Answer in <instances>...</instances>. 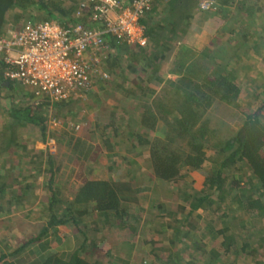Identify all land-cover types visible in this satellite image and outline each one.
<instances>
[{
  "label": "trees",
  "instance_id": "obj_1",
  "mask_svg": "<svg viewBox=\"0 0 264 264\" xmlns=\"http://www.w3.org/2000/svg\"><path fill=\"white\" fill-rule=\"evenodd\" d=\"M82 1L79 0L77 3V0H0V37L7 35L10 28L49 20H55L66 28L76 23L92 28H104L103 23L92 19L91 4L87 2L82 8L80 6ZM119 1L123 6H130L135 0ZM201 1L203 0H152L151 9L140 20L149 40L146 46L130 44L110 33L106 34L109 49L106 51L102 65L108 72L109 78L97 79L93 85L97 82L101 84L111 81L114 76L123 77L120 68L128 58V54L134 56L140 51H144V54L155 51L158 49L159 36L163 31L184 32L186 22H191L194 14L199 10L204 13L206 11L215 13L226 22V27L222 31L223 36L226 37L224 38L226 45L206 48L193 58L189 56L190 49L182 50V57L174 60L180 71V77L171 83L170 89L155 98L147 97L148 90L145 89L136 92L141 100V104H138L136 125L139 131L135 136L136 143L148 146L155 178L178 187L184 177V171L200 170L210 165L211 169L207 177L208 193L202 192L199 196L196 194L194 200L197 206L205 207L204 205L209 203V192L219 195L227 187L237 189L243 184L253 185L254 192L264 197V97L257 91L260 78L252 80L256 82V89L248 90L246 87L248 77L241 76L240 70L244 68L249 71L247 70L250 69L247 67L249 57L239 54L242 51L239 44L234 43L231 52L228 48L231 41L240 42V45L254 43L250 40H254L259 29L256 23L264 11V0H212L213 4L207 9L201 8ZM79 9L81 15L77 17L76 12ZM242 62L247 68L242 66ZM4 68L5 65L1 64L0 104L3 103L4 106V101L6 102L0 118L2 145L9 148L17 144L26 148L35 131L40 134L38 138L41 141L47 142L50 119L62 118L60 111L62 105L69 99L75 98L55 101L47 94H35L31 87H25L30 94L24 93L21 97L15 98L17 81L7 79L3 72ZM4 81L9 84L3 85ZM6 90H11L13 93L8 96L1 95ZM245 97L247 100H244ZM83 98L85 97L82 96L80 99ZM221 106L236 109L240 115L241 124L229 134L214 124L215 110ZM113 117L110 116L112 119ZM119 127V122L111 120L105 124L104 130L110 129L114 136L119 137L121 134ZM71 139V147L74 148L76 157L80 160L89 157L91 146L73 136ZM104 140L105 144L109 145L108 138ZM30 152L32 153L33 150ZM5 153L10 155L9 152ZM33 154L32 156L37 158L36 162L40 164L43 161L41 159L43 153L36 151ZM13 155L19 156L16 152ZM46 165L44 187L47 193L41 203L43 212L38 218L41 220V225L39 224V229L25 237L17 247H12L5 238L0 239V264H8L11 258L22 259L21 254L27 247L36 245L37 249L39 243H42L40 248L42 250L45 248L46 254L29 264H119L121 262L130 264L129 259L125 260L111 250L102 253L101 259L92 261L90 258L92 252H97L96 241L102 239L100 233L104 227H129L135 232L138 228L133 223V219H142L138 214L132 216L128 212L116 185L103 176V173L89 174L78 188L71 190L68 195L63 194L62 187L56 182L52 160L48 159ZM98 168L97 170H100ZM2 178L0 176V197L4 196L3 193L11 192L6 188L11 187L15 191L14 194L16 191H22L21 196L15 194L16 201L22 203L25 200L24 194L29 191L31 185L28 183L24 188L7 185L6 182L1 181ZM238 203L239 206L246 207L250 211L257 208L264 210V202L261 200L249 202L239 200ZM193 211L194 209H191L189 215ZM90 217L92 220L88 219ZM69 227L76 229L79 234L73 244L69 243V246L63 249L67 244L62 240L65 237L64 230ZM228 228L226 226L222 232L226 233ZM49 238L59 245L49 249L47 243L52 241ZM256 244L257 247L253 241H247L240 249L223 250L224 255L228 258L229 264H240L237 259L240 251L248 255V260L243 264H264V229L259 231V240ZM134 248L136 251L140 250V245L128 249ZM118 249L121 250V247L119 246ZM122 251H124L123 247ZM219 252L214 250L213 257H218ZM111 258L112 260L107 261ZM131 264H141V262L133 260Z\"/></svg>",
  "mask_w": 264,
  "mask_h": 264
},
{
  "label": "crops",
  "instance_id": "obj_2",
  "mask_svg": "<svg viewBox=\"0 0 264 264\" xmlns=\"http://www.w3.org/2000/svg\"><path fill=\"white\" fill-rule=\"evenodd\" d=\"M257 20L256 26L259 28L256 31L257 35L255 34L254 40H250L254 41L253 44L240 45V42L231 41L228 48L231 52L233 44H239L242 50L239 54L249 57L247 64V67H250L247 69L249 71L241 68L240 74L248 77L246 81L248 90L256 87V82L252 80L260 78L257 91L264 97V11ZM186 24L184 32L163 31L159 36L158 49L155 51L148 54L140 51L134 56L128 54L120 68L123 77L114 76L111 81L101 84L97 82L89 92L83 94L85 98L79 97L65 102L60 109L61 123L52 128L50 136L57 143L56 153L49 152L45 142L39 138H31L26 148L17 144L7 148L6 145H2L0 139V176L3 177L1 181L22 188L28 183L31 185L29 191L24 194L25 200L22 203L16 201V195L21 196L22 191H16L15 195L11 187L6 188L13 193H3L4 196L0 197V239L5 238L12 247H17L25 237L39 229L41 220L38 218L43 212L41 203L47 193L44 187L46 162L51 159L56 182L59 184L57 174L58 170L63 168L67 172L76 173L73 182L76 185L75 189L89 174L103 173V176L116 185L128 212L131 215L138 214L142 219L133 217V223L138 228L135 232L133 228L119 226L109 227L110 232L115 234L122 230V233H127L132 241L129 248L140 245V250L136 251L134 248L133 252L143 253V255L140 253V258L136 260L141 264H226L228 258L225 257L223 250L240 249L247 241H253L257 247L259 231L264 229V210L257 208L250 211L238 203L239 200L264 202V197L254 192L253 185L243 184L237 189L227 187L219 195L209 192V203L204 205L205 207L197 206V202H194L195 196L207 192V177L211 166L184 171V177L176 187L155 178L148 146L136 143L135 136L139 131L136 125L138 104H141L136 92L145 89L148 90L147 97L155 98L170 89L171 83L180 77L174 60L182 57V50L190 49L189 56L193 58L206 48L226 45L224 39L226 37L222 32L226 22L215 13L208 11L204 13L199 10L191 22ZM261 36L263 37L260 39ZM179 41L186 45L179 46ZM244 65L242 62V66L246 67ZM8 84L7 81L3 82V85ZM15 84L18 87L15 89V98L21 97L24 93L30 94L25 86L19 82ZM12 93L13 91L6 90L1 95L8 96ZM5 103L4 101V106ZM2 112L3 110L0 111V118ZM110 116H114L113 119ZM111 120L119 122L121 133L119 137L114 136L110 129L104 130L105 124ZM76 123L80 124L78 130L72 127V124ZM72 136L91 146L89 157L84 160L76 157L74 148L71 147ZM105 138H108L110 146L105 144ZM36 151L43 153L41 158L43 161L40 164L36 162L37 158L32 156ZM5 152H9L10 155H6ZM15 152L19 154L18 157L13 155ZM98 167L100 170H97ZM60 187L63 188V194L67 195L74 189V186L66 184H60ZM191 209L194 211L189 215ZM226 226L229 227L228 231L222 232ZM64 233L65 237L62 240L67 244L63 249H66L69 243H74L79 232L69 227ZM249 235H252V239L248 237ZM51 240L47 246L54 249L59 243ZM101 243L97 242V250ZM38 245L37 249L36 245L27 247L22 256L20 255L22 259L11 258L8 264L9 262L29 264L46 254L45 246L42 250L40 248L42 243ZM119 246L120 244L116 246L117 249ZM214 250L220 251L218 257H213ZM131 255L129 258L121 257L129 259L132 263L135 259ZM237 259L238 263L243 264L248 260V255L240 251Z\"/></svg>",
  "mask_w": 264,
  "mask_h": 264
},
{
  "label": "built area",
  "instance_id": "obj_3",
  "mask_svg": "<svg viewBox=\"0 0 264 264\" xmlns=\"http://www.w3.org/2000/svg\"><path fill=\"white\" fill-rule=\"evenodd\" d=\"M91 4L92 19L104 28L76 23L66 28L55 20L26 23L8 29L0 37V65L4 64L7 79L31 87L35 94H47L55 101L79 98L97 79L109 78L102 62L109 49L108 33L130 44L146 46L148 38L140 23L151 9L152 0H135L123 6L119 0H83V8ZM212 0H203L207 9ZM81 15V9L76 16ZM50 123L60 124L51 118ZM75 130L80 124H72ZM56 141L51 138L46 148L54 153Z\"/></svg>",
  "mask_w": 264,
  "mask_h": 264
},
{
  "label": "rangeland",
  "instance_id": "obj_4",
  "mask_svg": "<svg viewBox=\"0 0 264 264\" xmlns=\"http://www.w3.org/2000/svg\"><path fill=\"white\" fill-rule=\"evenodd\" d=\"M201 2H200V4H201ZM178 43H179L178 44L179 46H181V44L182 45L185 44V43H181V41H179ZM244 100H247V98L245 97ZM0 109H1L0 111L5 110L3 104L2 105L0 104ZM214 114L216 117V119L214 121L215 126L222 129L226 134L231 133L234 128H236L240 125V123H239L241 121L239 119L240 115L236 109H232V108L227 107V106H221L219 108H216ZM58 125L59 124L50 123V121H49V126L47 128V136L49 139H51L50 136H51L52 128L54 126H58ZM38 137H40V134H38V132L35 131L31 138H38ZM44 144L46 147V142ZM56 145H57V143H56ZM57 150L58 149L56 147V150L54 153H56ZM75 176H76V173L73 174L71 171L67 172L63 168H60L58 170V174H57V177H58L61 185L66 184V186H71V187H73V185H74V189H75V183H73V182H74ZM62 190H63V188H62ZM88 219L92 220V217H90ZM110 231H111V228H109L108 226L104 227V229L102 230V232H101V238L102 239H100L99 241H96L98 243L102 242L101 247L98 248L97 252H93L92 254H90V258L92 261L96 260V259H101L102 258L101 254L105 253L107 250H109V248L114 253H116L120 256H125V257L129 258V256L132 254L131 257H133V259H135V260H138L140 258L141 252H135L134 253L133 250H132V252H131V250L129 251L128 248H129V245L132 243V241H131V238L128 237L127 233H122L123 231L120 230V231L115 232V234H111ZM248 237L252 239V235H249ZM118 244H120L121 250L117 249L116 246ZM122 247H123L124 251H122ZM141 254L143 255V253H141ZM110 260H112V258L107 260V261H110ZM226 264H229V263L227 262Z\"/></svg>",
  "mask_w": 264,
  "mask_h": 264
}]
</instances>
